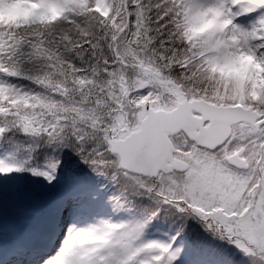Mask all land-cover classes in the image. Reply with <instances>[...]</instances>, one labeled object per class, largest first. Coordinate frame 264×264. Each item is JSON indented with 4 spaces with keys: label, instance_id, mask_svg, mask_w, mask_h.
Instances as JSON below:
<instances>
[{
    "label": "snow or ice",
    "instance_id": "6c2138e0",
    "mask_svg": "<svg viewBox=\"0 0 264 264\" xmlns=\"http://www.w3.org/2000/svg\"><path fill=\"white\" fill-rule=\"evenodd\" d=\"M0 264H264V0H0Z\"/></svg>",
    "mask_w": 264,
    "mask_h": 264
}]
</instances>
